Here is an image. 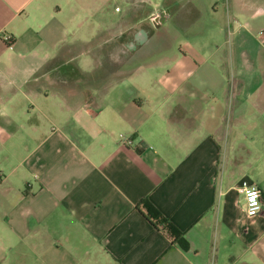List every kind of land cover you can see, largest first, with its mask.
Listing matches in <instances>:
<instances>
[{"label":"crops","instance_id":"0c3cea01","mask_svg":"<svg viewBox=\"0 0 264 264\" xmlns=\"http://www.w3.org/2000/svg\"><path fill=\"white\" fill-rule=\"evenodd\" d=\"M122 2L92 30L91 0H0V264H264V0ZM131 35L143 43L102 89L48 70L92 75L87 48Z\"/></svg>","mask_w":264,"mask_h":264},{"label":"rangeland","instance_id":"374dc122","mask_svg":"<svg viewBox=\"0 0 264 264\" xmlns=\"http://www.w3.org/2000/svg\"><path fill=\"white\" fill-rule=\"evenodd\" d=\"M93 2V16L91 19H89V25L94 30L96 27H113L116 26L118 23L117 16L114 15L115 8L122 9L123 13L126 11V8H124L122 0H91ZM215 5L210 7V14L212 15L211 9ZM219 8V7H218ZM222 6L220 4V13H222L221 10ZM163 28H166V25H163ZM82 33H86L83 32ZM102 33V32H101ZM208 36L203 37L201 39L195 38L193 40V44L199 46V48H203L205 46L206 48L209 47L207 42ZM78 48V50L75 51L74 54L77 53L76 63L77 65L85 70V71H92L95 67L93 63V55L97 60L96 62V68L94 71V78L93 80H81L77 79L75 80L77 83H92L95 89H102L106 83L107 80L103 79L102 76H104L107 73H113V71L117 70V67L121 63V59L116 56L113 46H109L107 48H101L96 47V43L93 46L88 47V52L91 55L85 54L86 50ZM73 53V51H72ZM67 69L69 70L70 67ZM76 73L75 70L73 71V74ZM56 109L52 108L47 111V114L54 115ZM7 116H21L19 112H6ZM39 115V113H38ZM31 116H34V113L31 114ZM40 117V116H39Z\"/></svg>","mask_w":264,"mask_h":264},{"label":"trees","instance_id":"16d2710c","mask_svg":"<svg viewBox=\"0 0 264 264\" xmlns=\"http://www.w3.org/2000/svg\"><path fill=\"white\" fill-rule=\"evenodd\" d=\"M62 64L63 62H60L59 59H55L48 65V70L50 71L54 70L58 76L59 75L61 76V73H62V76L64 75V78L67 77L68 79H70L69 81H75L77 79L90 80L94 78L95 74L88 75V76L82 74L73 62H68V64L66 65L70 67L69 70L67 69L68 67L66 66L65 67L63 66V68H60L61 69L60 70L59 66H61ZM74 70L76 73L73 74ZM141 205L143 206V209L145 210L146 218L149 219L151 222H153L154 226H161V227L167 228L168 231L171 233V235L174 237L175 242L178 243L182 249L184 250L188 249V245L186 241L184 240L181 232L175 229L168 221L164 220L161 214L151 204L145 201V202H142Z\"/></svg>","mask_w":264,"mask_h":264},{"label":"built area","instance_id":"2783aa9c","mask_svg":"<svg viewBox=\"0 0 264 264\" xmlns=\"http://www.w3.org/2000/svg\"><path fill=\"white\" fill-rule=\"evenodd\" d=\"M115 10L118 11V8H116ZM1 39L9 47L12 46L13 38L11 35L4 34ZM120 141L122 145L125 146H130L132 144V139L124 135H120ZM236 191L244 199L245 215L248 218H255L259 216L261 213L259 189L256 186L249 183L247 180H242L236 187Z\"/></svg>","mask_w":264,"mask_h":264},{"label":"flooded vegetation","instance_id":"af4514ba","mask_svg":"<svg viewBox=\"0 0 264 264\" xmlns=\"http://www.w3.org/2000/svg\"><path fill=\"white\" fill-rule=\"evenodd\" d=\"M122 37L123 36H120V41L123 43V41L126 40V43H124V44H126L125 49H127V51L131 52V50H129L128 47H134V48L138 47L137 42H138L139 39L137 38L136 35H131L129 37L124 36L123 38ZM123 49H124V47L118 48V50H114V51H116L115 53H116V55H118V58L125 57V56H127L129 54V53H126L125 49H124L125 50V54H123L122 53Z\"/></svg>","mask_w":264,"mask_h":264},{"label":"water","instance_id":"95a60500","mask_svg":"<svg viewBox=\"0 0 264 264\" xmlns=\"http://www.w3.org/2000/svg\"><path fill=\"white\" fill-rule=\"evenodd\" d=\"M169 18V10H165V11H163V12H160V13H158L157 15H156V20H155V24H154V26H152V27H160V26H162L163 25V23L167 20ZM143 41H144V38L141 40H138V42H137V44H138V46L139 45H141L142 43H143ZM125 49V48H124ZM123 49V51H122V53L123 54H125V50H126V53H130L129 51H127V49H125L124 50ZM128 49L129 50H133V49H135L134 47H128ZM116 54V53H115ZM116 56H118V55H116ZM121 59V62L123 61V57H121L120 58Z\"/></svg>","mask_w":264,"mask_h":264}]
</instances>
